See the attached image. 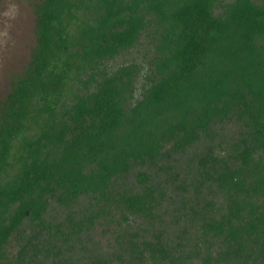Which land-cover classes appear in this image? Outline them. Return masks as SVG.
Returning <instances> with one entry per match:
<instances>
[{
  "label": "trees",
  "instance_id": "16d2710c",
  "mask_svg": "<svg viewBox=\"0 0 264 264\" xmlns=\"http://www.w3.org/2000/svg\"><path fill=\"white\" fill-rule=\"evenodd\" d=\"M36 14L0 104V264H264V0ZM144 39L135 99L140 65L106 63Z\"/></svg>",
  "mask_w": 264,
  "mask_h": 264
},
{
  "label": "rangeland",
  "instance_id": "374dc122",
  "mask_svg": "<svg viewBox=\"0 0 264 264\" xmlns=\"http://www.w3.org/2000/svg\"><path fill=\"white\" fill-rule=\"evenodd\" d=\"M18 6L9 9V5ZM41 0H2L0 1V104L3 105L12 89V83L28 68L32 55L37 47V6ZM10 17L5 19L4 13ZM6 32V34H5ZM155 50L149 40L144 39L135 49L118 56L114 61L106 63L108 72L112 73L120 66L137 63L142 71L136 81L135 99L141 97L143 87L149 85L147 75L153 69ZM132 225L140 222L130 219ZM105 243V241H103Z\"/></svg>",
  "mask_w": 264,
  "mask_h": 264
},
{
  "label": "clouds",
  "instance_id": "9594fccd",
  "mask_svg": "<svg viewBox=\"0 0 264 264\" xmlns=\"http://www.w3.org/2000/svg\"><path fill=\"white\" fill-rule=\"evenodd\" d=\"M9 9L10 10L15 9L18 12V6L14 5V4L9 5ZM4 17H5V19L14 18V17L9 16V12H5ZM5 34H6V32H5Z\"/></svg>",
  "mask_w": 264,
  "mask_h": 264
}]
</instances>
